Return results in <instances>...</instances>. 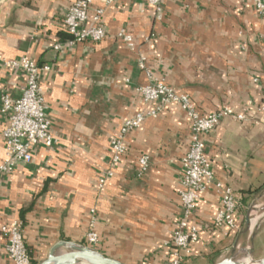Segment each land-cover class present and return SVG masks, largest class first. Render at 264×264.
I'll list each match as a JSON object with an SVG mask.
<instances>
[{
	"label": "crops",
	"instance_id": "0c3cea01",
	"mask_svg": "<svg viewBox=\"0 0 264 264\" xmlns=\"http://www.w3.org/2000/svg\"><path fill=\"white\" fill-rule=\"evenodd\" d=\"M75 0H0V59L27 58L40 67L50 147L32 148L30 163L0 175V227L22 226L31 259L39 264L58 243L86 245L93 222L94 249L122 264H170L181 207V159L190 144L186 114L175 104L144 103L137 88L148 83L138 67L178 94L190 97L200 114L247 107L261 121L221 120L203 137L216 181L240 200L238 231L215 227L220 199L213 188L192 214L199 238L182 264L220 261L245 232L250 210L264 197V17L252 0H166L158 13L139 0H94L89 21L104 9L97 43L69 44L63 19ZM130 34L131 51L116 38ZM26 75L0 60V97L21 96ZM161 107L125 137L126 150L113 176L98 191L109 166L110 141L125 120ZM0 112V162L4 157ZM148 168L139 174V158ZM93 211V212H91ZM0 264H12L0 246Z\"/></svg>",
	"mask_w": 264,
	"mask_h": 264
},
{
	"label": "built area",
	"instance_id": "2783aa9c",
	"mask_svg": "<svg viewBox=\"0 0 264 264\" xmlns=\"http://www.w3.org/2000/svg\"><path fill=\"white\" fill-rule=\"evenodd\" d=\"M114 1L104 0V4L110 5ZM139 1L151 5L159 13L162 4L166 0ZM252 1L258 14L264 17V0ZM93 3L94 0H75L67 8L63 24L65 32L71 37L68 40L69 44L97 43L106 37V31L99 25L104 9L95 10L91 18V24L86 25L89 21L88 12ZM116 38L122 41L131 51H135L134 39L125 30H119L116 33ZM0 60L5 66L19 70L26 75L25 84L19 98L11 99L7 95L0 97V112L6 119V126L2 132L4 157L0 162V175H3L12 172L16 165L20 163H30L32 148L39 143L50 147L54 139L49 131L50 123L47 119L40 86L41 71H48L49 67H40L27 58ZM137 62L139 69L148 81L147 84L137 88L142 101L144 103L158 102L161 107L169 104L178 105L189 121L190 144L188 151L181 159L182 171L179 177L178 198L181 217L172 239L175 251L170 263L182 264L184 257L190 254L192 245L198 241L199 232L196 225L192 223L191 218L201 195L207 189L213 188L220 199V209L214 217L213 225L215 227H227L232 231H238L239 229L240 200L230 187L215 180L212 164L205 154L203 137L213 132L224 118H231L241 123L251 122L255 124L261 120L252 114V111L248 108L250 105L240 110L223 107L213 113L202 115L189 96L176 93L151 72L143 55H138ZM161 107L137 113L124 121L117 134L110 141L111 158L107 170L96 183L98 191H101L106 181L113 176V169L118 165L126 150V135L130 131L138 129L146 118L158 116L162 110ZM257 109L260 113H264V103ZM148 164L147 156L143 155L139 158V174L147 170ZM85 243V246L91 248H94L98 243V234L94 230L93 222L85 234ZM1 245L12 264H32L24 243L21 223L15 221L0 227Z\"/></svg>",
	"mask_w": 264,
	"mask_h": 264
},
{
	"label": "water",
	"instance_id": "95a60500",
	"mask_svg": "<svg viewBox=\"0 0 264 264\" xmlns=\"http://www.w3.org/2000/svg\"><path fill=\"white\" fill-rule=\"evenodd\" d=\"M264 209V208H263ZM250 219L247 218V226ZM235 243L226 255L214 264H238L235 260L234 253L236 251ZM252 253V250H251ZM39 264H122L106 255L96 251L94 248L73 244L58 243L52 247L47 258ZM254 264H264V256L254 261Z\"/></svg>",
	"mask_w": 264,
	"mask_h": 264
},
{
	"label": "rangeland",
	"instance_id": "374dc122",
	"mask_svg": "<svg viewBox=\"0 0 264 264\" xmlns=\"http://www.w3.org/2000/svg\"><path fill=\"white\" fill-rule=\"evenodd\" d=\"M264 197L258 200L256 206L250 210V223L245 228V232L240 234L236 244L238 248L241 244L249 246L252 250V260L264 256ZM257 218L253 227H251V220ZM241 255H239V258Z\"/></svg>",
	"mask_w": 264,
	"mask_h": 264
},
{
	"label": "bare ground",
	"instance_id": "6f19581e",
	"mask_svg": "<svg viewBox=\"0 0 264 264\" xmlns=\"http://www.w3.org/2000/svg\"><path fill=\"white\" fill-rule=\"evenodd\" d=\"M256 221H257V218H254L251 220V227L255 225ZM249 246H246L245 244L244 245L241 244L236 249L234 253V257L238 264H254V261L252 260L251 248ZM239 255H241L240 258H239Z\"/></svg>",
	"mask_w": 264,
	"mask_h": 264
},
{
	"label": "trees",
	"instance_id": "16d2710c",
	"mask_svg": "<svg viewBox=\"0 0 264 264\" xmlns=\"http://www.w3.org/2000/svg\"><path fill=\"white\" fill-rule=\"evenodd\" d=\"M66 35H67V37L65 38L66 41L70 40L71 37L68 34H66ZM30 259H31V257H30ZM31 262H32V264H36V262H34L32 259H31Z\"/></svg>",
	"mask_w": 264,
	"mask_h": 264
}]
</instances>
